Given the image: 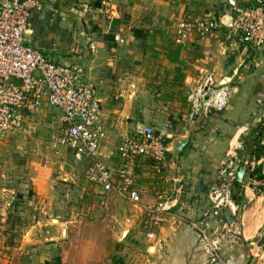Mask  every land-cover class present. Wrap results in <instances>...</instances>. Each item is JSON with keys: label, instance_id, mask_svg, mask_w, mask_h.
Returning a JSON list of instances; mask_svg holds the SVG:
<instances>
[{"label": "crops", "instance_id": "crops-1", "mask_svg": "<svg viewBox=\"0 0 264 264\" xmlns=\"http://www.w3.org/2000/svg\"><path fill=\"white\" fill-rule=\"evenodd\" d=\"M233 3L38 0L31 12L25 43L52 62L79 65L81 79L94 84L106 130L103 147L113 153L106 164L113 173L121 165V141L137 128L152 126L165 143L164 168L157 171L151 161L141 159L136 172L143 202H151L157 192L172 198L173 206L165 213L149 249L139 226L140 209L123 198L133 213L126 220L128 228L122 238L130 240L126 244L135 252L145 244L148 256L140 264L260 261L250 257L255 254L252 248H245L264 225V208L250 185L253 171L247 162L255 159L259 164L264 155H251L239 145L243 136L250 138L246 135L255 127V135L264 142V125L259 124L264 116V50L247 48L229 31ZM108 6L118 8V18L112 22L105 16ZM189 21H202L207 30H181ZM116 34L120 40L115 39ZM88 37L94 41L93 50ZM208 74L215 86L227 87L228 103L221 111L195 116L189 98ZM37 113L48 118L58 114L60 121V110L43 104L26 110L22 128L0 141V264H61L58 246L67 235L58 213L70 189L57 187L47 174V165L40 166L43 159L49 162L56 157L54 154L28 150ZM70 153L76 163L91 164L89 158L78 160ZM34 163L39 166L36 170L31 167ZM223 164L234 169L242 165L246 171L242 182L232 183L227 202L214 208L209 193L223 181ZM11 174L23 177L24 183L13 185L8 180ZM83 181L88 182L86 176ZM23 206L26 209H20ZM46 208L51 214L46 215ZM258 243L257 249H261ZM123 261V254L118 253L110 264Z\"/></svg>", "mask_w": 264, "mask_h": 264}, {"label": "built area", "instance_id": "built-area-1", "mask_svg": "<svg viewBox=\"0 0 264 264\" xmlns=\"http://www.w3.org/2000/svg\"><path fill=\"white\" fill-rule=\"evenodd\" d=\"M234 1L229 31L247 48L257 52L264 50V0H254L247 5L239 3L242 0ZM37 5L38 0H0V141L22 128L26 110H36L43 104L58 108L61 126L53 138L54 143L69 149L78 160H91V167L85 173L88 182L102 192H114L138 206L139 226L148 248L156 238L165 213L173 206L172 198L165 192H157L151 202H143L136 172L141 159L151 161L157 171L163 169L165 143L152 126L137 128L121 141V165L117 173L112 172L106 162L113 153L103 147L106 130L94 84L81 79L83 72L79 65L52 62L25 43L30 15ZM108 7L105 16L112 22L118 18V8ZM185 28L201 33L207 30L202 21L184 22L181 30ZM115 39L120 40V36L116 34ZM87 41L93 50V39L88 37ZM228 99L227 87L215 86L213 76L208 74L189 101L195 113L207 116L211 110H223ZM234 170L225 167L222 183L211 189L209 199L214 208L223 206L229 199Z\"/></svg>", "mask_w": 264, "mask_h": 264}, {"label": "rangeland", "instance_id": "rangeland-1", "mask_svg": "<svg viewBox=\"0 0 264 264\" xmlns=\"http://www.w3.org/2000/svg\"><path fill=\"white\" fill-rule=\"evenodd\" d=\"M38 114L37 118L34 115L35 128L32 130L31 135L35 136L28 138V150L36 152L41 150L42 152L54 154L56 157L49 162H47V159H43L40 166L47 165V174L57 187H61L62 190L70 189L69 195L63 200V205L58 213L67 235V237L62 238L58 246L61 264H110L115 256H118V253L123 254V264H140V260L144 263L147 258L146 255L148 256V253L145 252V244H142L140 252H135L137 250L134 251L126 244L130 240L122 238V232L125 231L128 224L126 220H131L132 207L116 193L102 192L100 189H95L96 186L93 183L90 184L87 181L84 183V170L89 169L91 164H87V161L77 162V164L67 148L55 147L53 146L55 145L54 142H51L52 137L56 135L61 126L60 121H58V114L51 113L50 118L40 117ZM47 115L49 116V114ZM261 118L259 124L264 125V117ZM255 132L256 127L251 128L248 135H246V137H250L249 139L246 140L243 136L239 149L245 147L248 152L255 153L256 156H263L264 142L259 141V137L255 135ZM37 139L43 142H35ZM238 160L243 161L241 157ZM32 161L38 162L37 160ZM258 162L261 163L258 164L255 159H249L247 166L250 169L252 168L251 171H253L251 176L254 183H250V185L252 184L255 187L256 195L260 196L264 208V178H259L262 169L264 170V157ZM228 163L230 165L229 160ZM227 164H223V169ZM37 166L36 163L31 165L35 170ZM259 166L261 167L260 172ZM12 175L8 180H11L13 185L24 183L23 177ZM74 188H77L75 194L72 191ZM229 197H231L230 194ZM20 209L26 208L23 206ZM29 210L27 209V211ZM45 213L46 215L51 214L50 208H46ZM263 237L264 225L252 240V245L247 244V247L245 246L247 250L252 248L251 250L255 254L250 255V257L260 260L257 264H264V245H260L262 248L257 249V243ZM124 249H126L125 252Z\"/></svg>", "mask_w": 264, "mask_h": 264}, {"label": "water", "instance_id": "water-1", "mask_svg": "<svg viewBox=\"0 0 264 264\" xmlns=\"http://www.w3.org/2000/svg\"><path fill=\"white\" fill-rule=\"evenodd\" d=\"M195 116L197 115V113L194 114ZM245 171L246 168L245 166L242 165H237L235 170H234V180L237 182H242L243 181V177L245 175ZM264 244V237L262 238V240L258 243V245H262ZM211 264H218V260L214 259Z\"/></svg>", "mask_w": 264, "mask_h": 264}, {"label": "trees", "instance_id": "trees-1", "mask_svg": "<svg viewBox=\"0 0 264 264\" xmlns=\"http://www.w3.org/2000/svg\"><path fill=\"white\" fill-rule=\"evenodd\" d=\"M258 169H259V172H260V171H261V167L259 166ZM259 178H260V179L264 178V174H261V175L259 176Z\"/></svg>", "mask_w": 264, "mask_h": 264}]
</instances>
